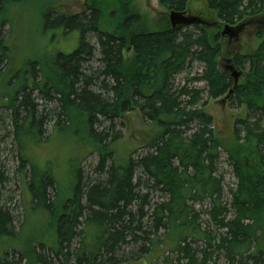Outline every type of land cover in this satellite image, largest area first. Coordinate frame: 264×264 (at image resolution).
Instances as JSON below:
<instances>
[{
	"label": "trees",
	"instance_id": "1",
	"mask_svg": "<svg viewBox=\"0 0 264 264\" xmlns=\"http://www.w3.org/2000/svg\"><path fill=\"white\" fill-rule=\"evenodd\" d=\"M25 1L0 0V12ZM136 1L85 0L83 12H50L45 21L79 31L78 48L34 64L30 83L23 78L8 107L20 171L31 167L25 182L31 208L47 221L29 250H19L5 240L14 217L0 206V264H135L158 252L165 264H264V0H202L217 15L215 25L173 29L166 20L155 31ZM189 1L159 4L185 12ZM242 24L258 30L259 44L253 53L231 56L235 69L245 71L234 88L231 72L219 64L226 50L222 32ZM7 58L1 56L0 65ZM194 63L202 74L178 83ZM230 90L228 104L246 107L247 115L234 121L226 143L205 108ZM132 112L142 119V145L122 156L116 128ZM51 121L54 134L68 133L99 158L98 178L74 171L64 202L56 179L40 176L25 153L46 141L43 127ZM222 151L236 180L229 205L219 171ZM7 180L0 164V201Z\"/></svg>",
	"mask_w": 264,
	"mask_h": 264
},
{
	"label": "rangeland",
	"instance_id": "2",
	"mask_svg": "<svg viewBox=\"0 0 264 264\" xmlns=\"http://www.w3.org/2000/svg\"><path fill=\"white\" fill-rule=\"evenodd\" d=\"M136 6L145 17L148 29L151 31L158 30L166 20L169 21L170 11L162 8L159 0H137ZM84 9L85 0H27L0 12V29L4 22H8L2 27L4 51L0 52V57L6 54L9 58L4 59L0 65V140L2 142L0 144V164L5 169L8 179L5 188L1 190L0 206L14 217L12 236L5 240L11 244L10 246L19 250H29L30 241L38 236L40 228L46 224L47 219L31 208L32 200L25 184L27 175L31 174V167L27 165L23 172L20 171L23 164L19 158L18 144L14 142L13 137L14 126L11 123L13 107L10 108L8 105L18 88H21L23 78H28V83H30L34 64L49 62L59 53L71 54L78 48L79 31L68 33L63 27L56 29L50 27L45 22L48 21L50 12L73 15L83 12ZM187 12L200 20L211 22L213 25L218 21L217 15L211 12L202 0H190ZM257 32V29H247L241 34L237 43L227 45L226 41L225 55L219 59L220 63L224 58L222 67L220 66L222 70L230 66L227 61L231 60L229 53L233 55L237 52L250 54L255 51L259 44ZM131 55V51L125 52L128 60L131 59ZM93 66L98 67V62H93ZM202 71L203 66L194 63L191 70L177 77V82H183L188 75L197 78L202 74ZM237 71L241 73L240 82L245 71ZM191 85L201 89L206 87L204 82H194ZM204 99H208L205 93ZM228 99L224 104L221 103L223 98L210 99L205 108V111L214 120L216 134L226 143L231 138L234 121L243 119L247 115L246 107L236 110L228 104ZM53 107L54 105L48 106L49 110ZM122 122L121 125V121H118L119 127L116 128V131H120L123 136L117 148L122 156H128L134 148H139L142 145L137 139L142 135L143 123L137 112L127 114ZM54 125L55 122L51 121L44 126L43 139L46 141L29 145L25 153L35 164L40 176L44 173L45 176L50 175L56 179L55 186L60 187L61 190L59 201L64 202L70 196L74 171L80 170L83 178L89 177L93 180L98 178L95 167L99 158L90 147H84L79 140L68 133L58 131L54 134ZM139 153L141 151H138L134 156L136 157ZM219 171L224 177L225 201L229 205L231 203L230 191L235 188L236 180L228 161V155L224 151H222ZM233 216L231 213L230 217ZM22 228L23 230L19 234ZM45 233V230L42 231L43 235ZM159 254L158 252V254L150 256L149 261L143 260L135 264H165L164 256L158 258ZM217 264H227V262L222 259Z\"/></svg>",
	"mask_w": 264,
	"mask_h": 264
},
{
	"label": "water",
	"instance_id": "3",
	"mask_svg": "<svg viewBox=\"0 0 264 264\" xmlns=\"http://www.w3.org/2000/svg\"><path fill=\"white\" fill-rule=\"evenodd\" d=\"M169 20L173 29L177 27L188 26L196 22L203 23L199 18L188 16L186 12H177V11L170 12ZM243 29H244V24L237 27L226 25L224 26V30L222 34L229 36L231 39L235 41H238L241 33L243 32ZM229 70L233 71L234 88H236L238 86L239 77L241 73L236 72L233 66H230ZM232 94H233V90H230L229 94L221 101V103L224 104L225 100L228 99Z\"/></svg>",
	"mask_w": 264,
	"mask_h": 264
},
{
	"label": "flooded vegetation",
	"instance_id": "4",
	"mask_svg": "<svg viewBox=\"0 0 264 264\" xmlns=\"http://www.w3.org/2000/svg\"><path fill=\"white\" fill-rule=\"evenodd\" d=\"M229 43H231V41H229ZM229 43H228V44H229ZM229 55L232 56L233 54L229 53ZM223 61H224V58H223V59L220 61V63H219L221 67H222V63H223ZM227 61H229V60H227ZM235 71H237V69H235ZM232 78H233V76H232ZM233 80H234V79H233Z\"/></svg>",
	"mask_w": 264,
	"mask_h": 264
},
{
	"label": "bare ground",
	"instance_id": "5",
	"mask_svg": "<svg viewBox=\"0 0 264 264\" xmlns=\"http://www.w3.org/2000/svg\"><path fill=\"white\" fill-rule=\"evenodd\" d=\"M236 72H238V71H236ZM238 73H240V72H238ZM233 76V75H232ZM240 76H241V74H240ZM240 78V77H239ZM233 79H234V77H233ZM238 84H239V82H238ZM226 101V100H225Z\"/></svg>",
	"mask_w": 264,
	"mask_h": 264
}]
</instances>
